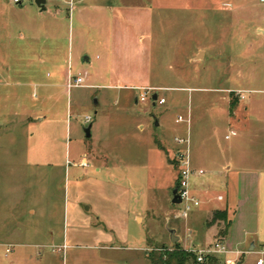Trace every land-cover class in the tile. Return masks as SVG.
<instances>
[{
    "label": "rangeland",
    "instance_id": "obj_1",
    "mask_svg": "<svg viewBox=\"0 0 264 264\" xmlns=\"http://www.w3.org/2000/svg\"><path fill=\"white\" fill-rule=\"evenodd\" d=\"M127 1L150 5L154 11L153 80L193 90L158 89L148 94L146 102L135 103L132 97L120 102L102 87L84 86L67 92L66 87L59 86L51 91L54 97H49L45 88L33 83L60 77L49 59L51 42L32 39L30 31L46 34L51 28L68 37V44L74 18L71 21L66 10L60 16L56 14L57 0H47L46 10L36 0H25L23 4L0 0V63H11L17 69L10 83L0 84V113L12 111V115L0 114V264H22L24 260L20 263L16 258L21 249L48 251L56 255V264H62L63 252L57 246L38 249L29 244L47 243L51 238L50 228L55 233L62 232L68 179L66 144L77 145L79 153L87 150L90 140L85 129L89 124L84 122V117L95 118L97 102L105 94L107 102H101L100 106L113 122L111 138L114 137L115 144L108 150L109 157L123 166L126 174L123 187L129 189L133 205L143 210L144 223L133 222L132 228L144 232L147 255L180 243V240L171 242V228L182 237L185 246L180 245L186 250L199 244L194 241L196 233L187 229V220L175 216L181 205L172 203V192L178 180L183 148L174 138L186 136L190 130L192 166L205 170L203 175L192 177L191 186L201 187L212 176L205 163L203 146L209 145L213 157H218L221 146L237 139V136L225 139V119L231 110L226 98L229 96L230 103L239 101L237 93L231 91H243L246 98L241 99V111L245 112L246 107L252 119H258V105L264 104V35H258L257 28H264V3L261 0ZM8 32L12 33L11 38ZM199 47L207 52L206 58L191 63L189 57ZM71 63L67 52L66 66L73 64L75 74L89 68L85 84L95 83L91 79L95 60L92 59L93 67L86 63L83 69ZM144 64L148 66V62ZM131 92L134 97L143 91ZM155 93L166 102H154ZM38 115L45 116V121L34 122L29 118ZM180 116L187 121L177 122ZM68 123L73 128L69 136ZM140 123L147 125V131L139 129ZM209 133L213 134L212 138L203 144ZM162 134H166L170 146L177 145L174 151L161 147ZM216 190L226 192L223 187ZM31 209L37 210L36 216L32 217ZM45 210L55 216L53 223L43 217ZM219 223L221 232L225 222ZM220 232L210 246L223 239ZM9 243L14 248L6 255ZM226 248L229 254L235 250L229 244ZM218 256L220 264H228L224 255ZM259 257L264 259V255L247 251L244 264H257ZM149 262L148 258L146 264ZM24 264L30 263L24 261Z\"/></svg>",
    "mask_w": 264,
    "mask_h": 264
},
{
    "label": "crops",
    "instance_id": "obj_2",
    "mask_svg": "<svg viewBox=\"0 0 264 264\" xmlns=\"http://www.w3.org/2000/svg\"><path fill=\"white\" fill-rule=\"evenodd\" d=\"M10 1L14 3L13 0ZM57 2V15L60 16L66 10L71 21L74 18L71 41L67 44L68 37L59 31L56 33V30L51 28L46 34L30 31L32 39L43 38L51 42L49 59L60 77L33 83L34 86L45 88L49 97H54L51 91L59 86L66 87L67 92L84 86L102 87L111 91L120 102L123 98L132 97L135 103L141 102L142 92L134 97L131 92L137 89L193 90L168 86L153 80L155 18L150 5L130 3L127 0H57ZM47 3V0H44L42 10L47 9ZM67 4H70V7H66ZM257 34L263 36L264 28L258 26ZM8 36L11 38L12 33L8 32ZM21 38H25L24 34H21ZM67 52L70 61L75 62L78 69L86 63L93 67L92 59L95 60V72L91 78L94 84L68 87V82L79 74L85 75L87 80L89 68H82L83 70L78 73H73L74 65L71 63L72 67L66 66ZM206 55L207 52L199 47L189 60L191 63H197L205 59ZM146 62L148 66L144 64ZM0 64V84L10 83V79L16 76L17 69L13 68L11 63ZM231 92L237 93L239 101L237 108L227 113L225 139L230 140L233 136H237V139L233 143L221 146L218 157H213L209 145L203 146L206 151L205 163L212 176L206 183L201 184V187H192L201 204L194 214L191 215V212L195 208L183 219L187 220V229L197 235L194 241H198L199 244L196 247H207L214 242L221 228L220 220L210 224L214 211L227 209L231 226L222 241L235 250L224 256L226 261L244 264L247 251L264 255V104L261 102L258 105L260 110L255 121L246 112L248 108L245 107V112L241 111V99L246 98L243 91ZM107 98L105 94L102 100H98V110H95V118H92L90 123H87L85 118L90 115L84 117V122L91 126V136L86 135L90 140L87 150L79 153L77 145L71 142L66 144L65 166L68 179L62 212V232L55 233L53 228H50L48 233L51 238L47 243L29 244L38 249L42 246L54 249L57 246L58 251L63 252L62 264H146L148 259L144 232L140 233L138 229L136 231L132 228L133 222H137V225L144 223L143 210L133 205L129 189L123 187L126 176L123 166L109 157L108 150L115 145L114 137L111 138L113 122L108 117V112L100 106L101 102L104 104L107 102ZM226 101L231 104L229 96ZM3 113L12 115V111H2L0 114ZM29 118L31 121L41 123L46 119L43 115ZM157 125L161 126V121ZM139 129L145 132L147 125L140 123ZM66 131L67 136L73 132L71 123L67 124ZM232 131H236L237 134L227 139L226 136ZM212 136L213 134H207L203 144ZM176 137L189 139V145L180 147L187 149L190 154L192 149L190 130L186 136ZM161 140L163 142L159 141L160 145L166 151H174L177 147L170 146L166 134H162ZM193 168L204 170L203 167ZM219 187H223L226 192H217L216 188ZM219 196L223 198L219 199ZM30 212L32 217L37 215L36 209H31ZM43 215L45 219L54 222L55 216L51 211L46 213L45 210ZM178 236L180 244L185 246L182 237ZM6 245L7 248H14L12 243ZM246 248L247 250H244ZM16 258L19 262L24 260L30 264H56L57 259L56 255L48 251L30 249H21ZM260 258L262 257L258 260Z\"/></svg>",
    "mask_w": 264,
    "mask_h": 264
},
{
    "label": "built area",
    "instance_id": "obj_3",
    "mask_svg": "<svg viewBox=\"0 0 264 264\" xmlns=\"http://www.w3.org/2000/svg\"><path fill=\"white\" fill-rule=\"evenodd\" d=\"M25 0H13L15 4H22ZM262 3H264V0H261ZM85 75L79 74L77 77H75L73 80L71 79L68 82V87H79L85 85ZM142 93L140 94V101L146 102L147 96L150 94L151 91H154L153 88H144L142 89ZM154 95V94H153ZM153 98V96H152ZM159 102L161 104L165 103V98L158 97ZM86 122L90 123L92 120L91 116H86ZM185 121V118L180 116L177 119V122ZM236 131H232L229 135L226 136L227 139H229L231 136L236 135ZM175 141L178 145L187 146L189 145V139L185 137H176ZM180 158V168H179V185L178 188V194L181 199V208L177 210L176 212V218H187L190 215V212L196 208L199 207L201 204V200L193 193L192 186H191V179L195 175H203L205 171L203 169H194L191 163L190 154L189 151L185 148H183V151L180 152L179 155ZM222 196H219V199H222ZM188 251L194 252L198 256V261L203 262L205 260V257L207 255H224L227 254L229 251L226 248V245L221 239L216 240V242L208 247V248H194V249H187ZM6 255L11 252V247H8L6 250ZM228 264H235V261L227 260ZM258 264H264V259L260 258L258 260Z\"/></svg>",
    "mask_w": 264,
    "mask_h": 264
},
{
    "label": "trees",
    "instance_id": "obj_4",
    "mask_svg": "<svg viewBox=\"0 0 264 264\" xmlns=\"http://www.w3.org/2000/svg\"><path fill=\"white\" fill-rule=\"evenodd\" d=\"M238 106V100H232L231 111L235 110ZM179 185V175L176 183ZM221 220L225 222V228L220 233L225 236L231 226V220L228 210H215L213 213L210 224ZM148 258L152 264H220L221 257L218 255H207L203 262L198 261V256L194 252L187 251L180 243H176L173 248L161 249L159 253L152 251L148 253Z\"/></svg>",
    "mask_w": 264,
    "mask_h": 264
},
{
    "label": "water",
    "instance_id": "obj_5",
    "mask_svg": "<svg viewBox=\"0 0 264 264\" xmlns=\"http://www.w3.org/2000/svg\"><path fill=\"white\" fill-rule=\"evenodd\" d=\"M43 2H44V0H37V4L39 5V6H41V7H43ZM157 99H158V95L157 94H154L153 95V100H154V102H156L157 101ZM85 131H86V135H87V137H90L91 136V126H88L86 129H85ZM172 203H174V204H179V203H181V199H180V197H179V194H178V188L177 187H175L174 189H173V192H172ZM170 230V240H171V242H173V243H176V242H178V240H179V236L178 235H176L175 233H176V229H173V228H171V229H169Z\"/></svg>",
    "mask_w": 264,
    "mask_h": 264
}]
</instances>
